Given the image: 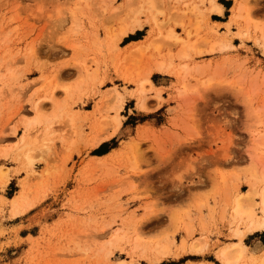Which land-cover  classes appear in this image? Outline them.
<instances>
[{"label": "rangeland", "instance_id": "obj_1", "mask_svg": "<svg viewBox=\"0 0 264 264\" xmlns=\"http://www.w3.org/2000/svg\"><path fill=\"white\" fill-rule=\"evenodd\" d=\"M235 2L159 0L154 22L146 0H0V264H221L230 205L264 177V0H245L247 19L229 23ZM170 29L190 30L189 57ZM156 36L157 50L134 52ZM216 42L226 48L207 52ZM160 61L190 65L188 87L223 82L180 97L177 76L151 70ZM115 115L117 132L93 147ZM136 238L173 252L151 263ZM244 243L260 253L264 230Z\"/></svg>", "mask_w": 264, "mask_h": 264}, {"label": "bare ground", "instance_id": "obj_2", "mask_svg": "<svg viewBox=\"0 0 264 264\" xmlns=\"http://www.w3.org/2000/svg\"><path fill=\"white\" fill-rule=\"evenodd\" d=\"M133 1L134 0H123V5L129 6ZM158 4H159V0H146V3H145L146 7H144L146 10H148L151 13V16L154 17V22L156 21L155 20L156 18H155V13H153V11L157 10ZM213 9L218 13L222 12L220 6H218L217 4L214 5ZM246 11H247V7L245 4V0H236L235 4L233 5V7L231 9V16H230L229 23L230 22H237L240 19H243V20L247 19L248 15L245 14ZM136 23H137V21H135V19H132L131 22L129 23V25L127 24L126 27L121 30L120 34L127 33V29H129V31L131 33L134 32L135 31L134 25ZM157 25H159V23H157ZM187 31L185 29V34L187 33L186 34L187 38H185L184 40L182 38L178 37L172 29L168 30V36H167V37H169L168 39H172L173 41L181 44L183 49L181 51V54H179V55H181L183 57H189L190 56L189 52L191 50H193L192 43H189L187 41L190 38L189 37L190 36L189 31L190 30L188 32ZM196 31H197V29H196ZM196 31L195 32L193 31L194 34H196ZM192 34L193 33H191V35ZM159 38L160 37L156 36V38L153 41H150L146 45V48H140L139 46H141L142 44L139 45L134 52L143 55L144 52L151 47L155 48V50H157L160 46L157 43ZM155 42L158 45L156 44L154 46ZM217 43L218 42L212 43L209 46V48L207 49V52H213L217 48H219V50H221V48H226V45L220 44V43L217 44ZM262 49L264 52V42L262 44ZM171 66H172L171 63H166L164 61H160L155 65L154 68L152 67L151 70H157L158 72L164 73V74H167V73L170 74L171 73V75L173 73V76H177L180 79V87L178 88V95L180 97H184L187 94H188L187 96L194 95V93L191 94V92L195 91L197 93V91L198 92L199 91L201 92L203 90L205 91L209 88L215 87L216 84H221L223 82V80H221L219 78L217 79L215 77H210V78H207L205 80L199 79L196 77L198 79V82H196V83L199 84V86L188 87V85L185 84V79L188 76V74L190 73V70L192 67L190 65H188L187 63H183V64H179V66L177 65V67H174L173 71L172 70L169 71ZM194 69L197 72H201L203 68L201 66H198V67H195ZM228 83L231 84V82H227V84ZM233 83H234V85L237 84V86L240 87V81L239 80H237L236 82H233ZM148 84L151 86V82L147 78L141 79L139 81V90L144 91L146 89V87L148 86ZM112 90L114 91V93L112 94L113 98L114 99L118 98L119 93L115 90V88ZM239 91H240V89H239ZM245 93L247 94L248 92L246 91ZM249 93L251 94L252 91H249ZM251 95L246 97V98H248L247 102L251 101V99H250ZM194 96H196V95H194ZM199 96H197V97H199ZM252 98H253V96H252ZM138 101H139L138 107L140 109L147 110V111L149 110L148 101L144 100L143 98L142 99L139 98ZM259 107H262V108H260L261 111L264 109L263 105H259ZM111 120H110V125L111 124H113V125L109 129L110 131L107 132L105 130L106 133L104 135L102 134L93 143V145H92L93 147L98 146L100 143H102L105 140H107L108 138L112 137L117 132V130L119 129V127L121 125L120 119L118 118L117 115H115V116H113V118ZM260 123H262V120ZM258 134H260V133L258 132ZM124 146L126 147V149H128L130 151L135 152L136 150H138V143L134 139L127 140V142L124 143ZM255 150L258 153L257 156L259 158H261L262 161L264 162V133L263 132L259 135V141L257 142V145L255 146ZM109 154H110V152L105 154V155L98 156V158L108 157ZM263 162H262V164H264ZM224 177L225 176L222 177L221 181L225 183L226 179ZM20 195H21V193H19L14 198V200H17L20 197ZM230 208L232 211V217H233L234 221L237 223V226L233 229V232H232L233 236L235 237V240L232 242H229V243H225L217 249V251H216L217 259L220 261L221 264H264V249H262L260 251V253L257 252V253H249L248 254L247 245L244 243V238L248 234H251L253 232H257L259 230H264V177H259V178H255V179L253 178V179L249 180L247 189L244 191H238L237 192V194L235 195V197H234V199L230 205ZM149 212L151 213L153 211L150 210ZM187 232H189V231H187ZM117 240H118V237L114 236L110 240V242L114 243ZM139 243H140V240L138 238H136L133 242L134 249L135 250L136 249L142 250L140 252V257H142L143 259H145L151 263H159L162 261V259L167 258L173 252L171 247L169 246V244L164 243L160 240H155V242L151 243L150 246L142 247V248H139ZM185 246H186V240H182L180 245H179V248L177 250H184ZM204 246H205V242L202 240L201 241L195 240L191 244V247L193 250H201V248L203 249ZM120 263L123 264L124 260L121 261ZM201 264H203V263H201ZM207 264H214V263L208 262Z\"/></svg>", "mask_w": 264, "mask_h": 264}, {"label": "crops", "instance_id": "obj_3", "mask_svg": "<svg viewBox=\"0 0 264 264\" xmlns=\"http://www.w3.org/2000/svg\"><path fill=\"white\" fill-rule=\"evenodd\" d=\"M229 21H230V20H229ZM229 21H228V22H229ZM248 235H250V234H248ZM247 248H248V254H249V253H252V252H250L249 247H247ZM263 249H264V248H263ZM261 250H262V249H261Z\"/></svg>", "mask_w": 264, "mask_h": 264}]
</instances>
